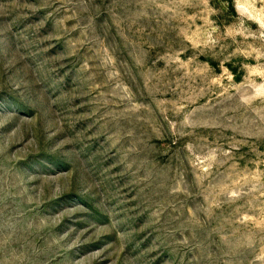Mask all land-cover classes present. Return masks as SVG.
<instances>
[{"label":"rangeland","instance_id":"obj_1","mask_svg":"<svg viewBox=\"0 0 264 264\" xmlns=\"http://www.w3.org/2000/svg\"><path fill=\"white\" fill-rule=\"evenodd\" d=\"M0 264H264V0H0Z\"/></svg>","mask_w":264,"mask_h":264}]
</instances>
